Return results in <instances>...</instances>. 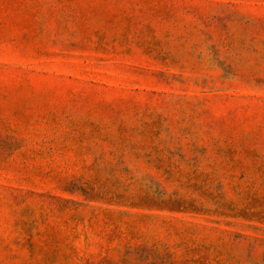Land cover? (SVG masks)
<instances>
[{
    "label": "rangeland",
    "instance_id": "rangeland-1",
    "mask_svg": "<svg viewBox=\"0 0 264 264\" xmlns=\"http://www.w3.org/2000/svg\"><path fill=\"white\" fill-rule=\"evenodd\" d=\"M0 264H264V0H0Z\"/></svg>",
    "mask_w": 264,
    "mask_h": 264
}]
</instances>
